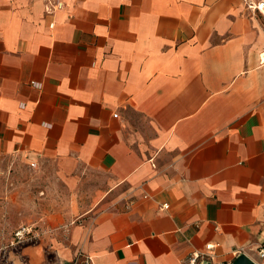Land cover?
<instances>
[{"label":"crops","instance_id":"obj_1","mask_svg":"<svg viewBox=\"0 0 264 264\" xmlns=\"http://www.w3.org/2000/svg\"><path fill=\"white\" fill-rule=\"evenodd\" d=\"M263 54L243 0H0V155L97 186L0 264L264 263Z\"/></svg>","mask_w":264,"mask_h":264},{"label":"rangeland","instance_id":"obj_2","mask_svg":"<svg viewBox=\"0 0 264 264\" xmlns=\"http://www.w3.org/2000/svg\"><path fill=\"white\" fill-rule=\"evenodd\" d=\"M96 187L94 179L84 176L78 189H70L52 164L36 163L33 166L23 159L0 155V205L6 208L7 219L28 215L29 208L35 207L42 212L53 209L62 214L72 200L84 199ZM13 231L6 230V244L12 242Z\"/></svg>","mask_w":264,"mask_h":264},{"label":"built area","instance_id":"obj_3","mask_svg":"<svg viewBox=\"0 0 264 264\" xmlns=\"http://www.w3.org/2000/svg\"><path fill=\"white\" fill-rule=\"evenodd\" d=\"M243 2L247 10H249L250 12L254 14H257L264 20V0H243ZM61 7L62 5L59 2H55L54 5L52 6L53 10L60 9ZM167 208H168L167 204H163L161 206V209L163 210ZM38 237L39 235L37 234L36 230H32L31 227L21 226L13 232L11 244L17 245V244H23V243H31V242H34ZM212 248H213L212 245H206L205 250L207 252H204V253L192 252L186 258L183 264H202L205 262L210 263L207 260V257L209 255V251L212 250ZM259 257L262 260H264V250L259 251ZM73 264H92V263H91L90 258H87V257L83 258L82 254H77L75 260L73 261ZM256 264H264V263L262 262V263H256Z\"/></svg>","mask_w":264,"mask_h":264},{"label":"water","instance_id":"obj_4","mask_svg":"<svg viewBox=\"0 0 264 264\" xmlns=\"http://www.w3.org/2000/svg\"><path fill=\"white\" fill-rule=\"evenodd\" d=\"M202 264H210L208 262L202 263ZM227 264H256L251 258H249L245 254H239L234 258V260L231 263Z\"/></svg>","mask_w":264,"mask_h":264}]
</instances>
